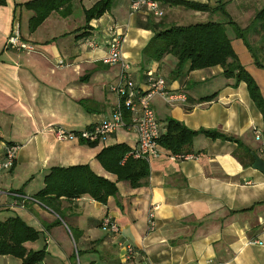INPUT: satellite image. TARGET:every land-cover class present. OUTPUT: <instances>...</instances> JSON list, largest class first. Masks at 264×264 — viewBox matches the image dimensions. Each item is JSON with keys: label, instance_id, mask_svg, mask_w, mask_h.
I'll return each instance as SVG.
<instances>
[{"label": "crops", "instance_id": "crops-1", "mask_svg": "<svg viewBox=\"0 0 264 264\" xmlns=\"http://www.w3.org/2000/svg\"><path fill=\"white\" fill-rule=\"evenodd\" d=\"M29 1L0 4V164L6 147L18 146L14 167L0 171V221L20 217L38 231L39 240L25 246L33 251L45 249L43 264H264V174L253 168L254 155L264 160V119L246 84L226 79L221 67L190 71V64H186L184 75L176 78L178 61L174 56L146 62L142 54L154 36L146 27L151 19L165 26L223 22L222 11L196 12L161 5V18L147 10L131 16L132 0H113L111 9L86 29L85 10L100 0H75L70 15L53 13L30 33L32 13L17 6ZM188 1L212 8L223 1L227 12L234 4ZM228 13L234 20L236 14ZM237 24L246 29L251 23ZM16 29L34 51L8 47V38ZM226 29L238 55L235 42L241 39L231 26ZM113 31L124 36L122 53L140 92L148 90L146 72L153 71L166 80L170 91L188 97L186 104L175 105L159 96L153 98L162 133L167 119L173 118L191 130L217 131L237 141L199 135L184 153L196 158L186 161L174 159L161 148L159 158L149 163L147 183L136 189L118 181L97 159L108 146L126 144L133 149L138 142L133 129H120L95 147L59 142L55 134L59 128L80 132L113 116L118 96L111 87L119 82L121 70L119 65L103 62ZM247 38L264 62L262 33L253 30ZM86 40L96 46L89 47ZM241 42L246 53L244 60L238 57L260 83L264 97L253 56ZM213 95L212 100L202 101ZM72 166H89L96 175L115 183L118 194L106 204L87 195L62 198L55 203L59 213L23 200L34 198L44 188L52 168ZM152 212L156 229L151 232L148 217ZM106 218L119 226V233L101 226ZM127 244L137 251L130 260L125 257Z\"/></svg>", "mask_w": 264, "mask_h": 264}, {"label": "trees", "instance_id": "trees-1", "mask_svg": "<svg viewBox=\"0 0 264 264\" xmlns=\"http://www.w3.org/2000/svg\"><path fill=\"white\" fill-rule=\"evenodd\" d=\"M74 1L31 0L17 6L32 13L28 21V30L34 33L53 13H60L64 17L70 15ZM153 1L160 3V6L181 7L196 12L215 13L221 10L225 21L210 20L185 26H165L162 22L151 19L146 27L154 33V36L143 49L144 60L160 62L167 55L174 56L178 61L175 69L176 78L184 75L186 64H190V71L221 67L226 79L235 80L236 85L246 84L250 98L264 119V97L260 87L241 63L226 29L228 25L234 29L237 38L243 41L252 54L256 67L264 69V62L257 57L254 47L247 38L249 33L256 30L262 33L264 39V6L256 12L250 26L242 29L225 10L227 3L223 1L217 8L188 0ZM112 2L113 0H100L92 8L85 10L86 29L90 28V22L102 18L111 9ZM0 4L4 5L5 0H0ZM136 90L139 91L137 87ZM214 97L215 95L204 98L202 101L212 100ZM125 115L129 117L128 112H125ZM199 135L213 140L237 141L217 131L206 129L194 131L179 121L168 118L165 132L162 133L158 144L160 148L173 155L184 154ZM82 144L90 147L98 145L96 142ZM131 151L132 149L126 144H116L105 147L98 154L97 159L107 172L117 177L118 181L128 182L132 188L136 189L147 183L150 167L147 161L130 156ZM117 194L116 184L96 175L89 166L55 167L45 177L44 188L33 199L59 213L55 203L62 198L73 200L87 195L97 202L106 204L108 198ZM39 238L40 233L27 225L20 217L0 221V257H13L21 260V264H43L46 258L45 249L33 251L25 246L26 243L36 242Z\"/></svg>", "mask_w": 264, "mask_h": 264}, {"label": "built area", "instance_id": "built-area-1", "mask_svg": "<svg viewBox=\"0 0 264 264\" xmlns=\"http://www.w3.org/2000/svg\"><path fill=\"white\" fill-rule=\"evenodd\" d=\"M147 10L156 18H161L164 12L160 3L153 0H132L130 5V15L134 16L140 11ZM108 47V55L103 62L108 65H119L120 75L119 82L111 87V91L118 96V103L110 120L95 125L90 129L80 132H72L59 128L56 130V139L59 142L76 141L79 143H106L117 131L123 128L133 129L138 136L137 145L130 152V156L134 159H141L150 163L153 159L160 156V145L158 140L162 135L156 113L152 106V100L155 96L161 97L164 102L169 105L186 104L188 97L185 93H177L169 90L167 82L163 77L156 75L153 71L147 72L148 90L140 93L136 90L130 74V65L126 62L123 53V34L113 31ZM89 47H95L93 41L86 40ZM7 45L9 48L17 50H25L27 52L34 51V48L21 39L19 29L12 32L8 38ZM63 62H60L62 65ZM129 113V117L125 115ZM129 119V121H127ZM259 135L257 138L259 139ZM18 146L8 145L6 147V155L3 163L0 164V171L11 170L16 162ZM177 160H192L194 155L179 154L174 155ZM24 201H32L40 204L31 197H23ZM149 231L156 229L155 214L152 212L148 217ZM102 227L108 228L110 232L119 233V226L110 218L103 220ZM126 259L130 260L137 251L134 246L127 244L125 246ZM154 264V263H148Z\"/></svg>", "mask_w": 264, "mask_h": 264}, {"label": "rangeland", "instance_id": "rangeland-1", "mask_svg": "<svg viewBox=\"0 0 264 264\" xmlns=\"http://www.w3.org/2000/svg\"><path fill=\"white\" fill-rule=\"evenodd\" d=\"M226 1H230V3L234 2V4L231 6V9H227V10H228V12L232 11L234 14H236V15L233 14L235 17L234 21H236L237 23L240 22V24H241V22H243L244 24H246V23L248 24L249 22L251 23L256 12L264 6V0H226ZM245 10H247V11H245ZM224 21H225V19H224ZM195 22H199V21H195ZM184 24H188V23H184ZM242 45L243 44H242L241 40L235 42L236 50L239 53L238 55L241 56V58L244 60V56H245L246 52H245L244 47ZM255 72H256L257 78H259V80H260L259 82H261L262 86H264V69L257 67V69H255ZM262 78H263V80H262ZM258 85L260 87V83H258ZM260 90H261V88H260ZM0 264H18V260L11 257V258H9V260L7 262L4 260H0ZM77 264H80V263H77Z\"/></svg>", "mask_w": 264, "mask_h": 264}, {"label": "water", "instance_id": "water-1", "mask_svg": "<svg viewBox=\"0 0 264 264\" xmlns=\"http://www.w3.org/2000/svg\"><path fill=\"white\" fill-rule=\"evenodd\" d=\"M253 168L262 174H264V160L261 159L260 157L254 155V164Z\"/></svg>", "mask_w": 264, "mask_h": 264}]
</instances>
